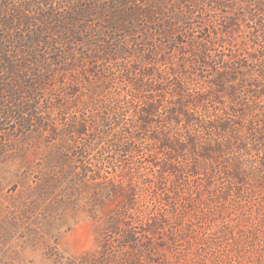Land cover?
I'll return each instance as SVG.
<instances>
[{
  "label": "rangeland",
  "instance_id": "rangeland-1",
  "mask_svg": "<svg viewBox=\"0 0 264 264\" xmlns=\"http://www.w3.org/2000/svg\"><path fill=\"white\" fill-rule=\"evenodd\" d=\"M261 1L163 0L169 38L149 27L146 55L135 57L141 34L88 17L91 48L110 34L121 58L97 60L92 79L73 64L57 74L31 126L0 95V264H264V173L252 170L264 160ZM235 63L248 78L234 93ZM177 79L197 100L195 117L227 120L228 133L166 116ZM238 159L244 184L232 176Z\"/></svg>",
  "mask_w": 264,
  "mask_h": 264
},
{
  "label": "trees",
  "instance_id": "trees-1",
  "mask_svg": "<svg viewBox=\"0 0 264 264\" xmlns=\"http://www.w3.org/2000/svg\"><path fill=\"white\" fill-rule=\"evenodd\" d=\"M259 4L264 5V0ZM161 16H163V0H0V95H6L7 103L15 107L14 117L20 125L31 126L36 121L35 101L47 86L46 83L54 80L57 74H63L73 64L84 68L83 74L88 79H92L97 75L95 74L97 60L103 58L115 60L124 54L122 43L118 44L110 34L98 35L93 49L91 48L85 36L88 34L90 38L97 31L87 23L88 17L102 19L111 31L127 29L141 34L142 39L127 52L135 57L146 55L144 47L149 41V27H154L161 39L169 38L172 25L159 20ZM78 47L81 48V52L77 49ZM131 50L132 53H130ZM174 53L173 48L167 55L172 58ZM204 57H207L206 54ZM164 59L167 61V58L164 57ZM86 62L92 63L89 70L85 67ZM215 62L225 63V60L221 58L219 62L218 60ZM150 65L153 64L150 63ZM149 68L153 71L152 66ZM149 68L148 75L151 73ZM125 72L128 74L130 70L126 69ZM244 73L239 63H235L230 69V75L236 77L234 93L242 89L243 83L247 81L248 77ZM260 73L261 79H264V66ZM162 77L160 74L159 83L166 85ZM221 78L223 76L220 74L218 77L220 82ZM25 79V82L17 83L18 80ZM175 81L172 86L174 102L167 109L166 116L174 122L184 119L186 123L202 125L209 133L217 130L219 137L221 134L228 133L230 125L227 120L202 123L200 117H195V111L191 106L197 104V100L186 94V84L183 81L179 79ZM62 83L64 87H67L65 82ZM69 85L72 92H77L80 84L76 79ZM142 87V85H136L135 92ZM93 91L94 89L91 93ZM147 103L150 104L146 105V110L156 113L158 102ZM238 109L233 112L237 113L238 118H243L247 109L241 105ZM4 115L0 104V125ZM142 122L149 124L147 115L142 116ZM247 127L250 128V125ZM240 133L243 134V132ZM262 133H264V124ZM197 137L198 135L191 134V145L194 144V140L197 141ZM238 141L237 150L246 152L248 149L246 140L240 136ZM260 143L264 146V141ZM237 164L239 166L235 170L237 174L232 176L244 184L249 176L247 172H240L243 169V163L239 159ZM252 170L254 172L261 170L264 173V160Z\"/></svg>",
  "mask_w": 264,
  "mask_h": 264
}]
</instances>
